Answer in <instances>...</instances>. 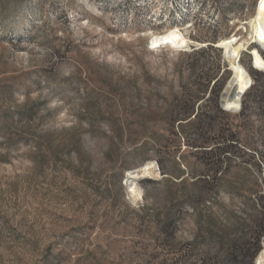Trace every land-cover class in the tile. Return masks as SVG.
I'll return each mask as SVG.
<instances>
[{
	"label": "rangeland",
	"instance_id": "obj_1",
	"mask_svg": "<svg viewBox=\"0 0 264 264\" xmlns=\"http://www.w3.org/2000/svg\"><path fill=\"white\" fill-rule=\"evenodd\" d=\"M135 1L0 0V264H232L263 190L264 74L242 52L255 90L224 111L209 45L250 41L258 0H197L179 25L208 45L188 51L147 48L167 6Z\"/></svg>",
	"mask_w": 264,
	"mask_h": 264
},
{
	"label": "bare ground",
	"instance_id": "obj_2",
	"mask_svg": "<svg viewBox=\"0 0 264 264\" xmlns=\"http://www.w3.org/2000/svg\"><path fill=\"white\" fill-rule=\"evenodd\" d=\"M177 3L180 4L181 2L179 3V1H177ZM191 7H195V5L193 4L188 6L187 3L188 10L186 9L183 12L184 14H187L186 17L178 13L172 23H170V18L174 17H169L171 16L172 7H167V12L164 13V15L169 18L163 19V16L161 19L169 22L170 26L161 33H148L147 48L150 50L168 48L176 51H188L192 48L195 50L200 49L195 47H207L206 45H208V43L203 44L193 41L190 37H188L187 29L180 28L179 24H181L185 19H191V15L195 13L194 9L189 12V8ZM247 25L249 29L248 33L250 35V41L240 35H231L209 45L223 51L224 58L229 66L228 70L232 74L231 79L228 81L227 86L221 94L220 101L221 107H223L226 111L229 110V112H239L241 110L242 98L251 88L253 82L248 71L240 63L241 53L249 50L248 53L251 57V67L258 71L264 70V57H262L256 48L248 49L250 45L255 44L264 54V37H262V34H264V7H262V0H258L255 7V14ZM154 168L155 166L148 164L140 170L128 173L126 185L128 186V195L132 200L142 199V190L138 188L135 182L140 178L151 176ZM255 264H264V251L258 255L255 260Z\"/></svg>",
	"mask_w": 264,
	"mask_h": 264
},
{
	"label": "trees",
	"instance_id": "obj_3",
	"mask_svg": "<svg viewBox=\"0 0 264 264\" xmlns=\"http://www.w3.org/2000/svg\"><path fill=\"white\" fill-rule=\"evenodd\" d=\"M261 89L263 90L262 100L264 101V83ZM253 90L255 89L251 86L249 91L252 92ZM248 96L247 94L244 97L247 98ZM244 110L245 102H242L240 110L241 115L244 114ZM231 139H233V135H231ZM231 143L230 146H227V149H235L234 141L231 140ZM261 150L260 152L248 151L250 154L248 155V161L255 163L254 166L257 171L263 173V179L260 182L263 190L254 196L253 207L255 209V214L251 215L248 221L243 224L240 228V237L232 240L228 248L231 253L230 257L232 264H241L246 261V259L247 261L245 264H251L253 257L260 251V242L264 238V138L262 139ZM254 157H256L257 161H254Z\"/></svg>",
	"mask_w": 264,
	"mask_h": 264
},
{
	"label": "built area",
	"instance_id": "obj_4",
	"mask_svg": "<svg viewBox=\"0 0 264 264\" xmlns=\"http://www.w3.org/2000/svg\"><path fill=\"white\" fill-rule=\"evenodd\" d=\"M139 1H141V0H136L135 2H139ZM184 2H185V4L186 3H190V2H192L194 5H196V7H192V9H194V10H197V7H198V4H197V0H183L180 4H178L177 3V5H176V0H174V1H172V0H164L163 1V3L161 2V4H162V6H164V7H172L171 9H172V12H171V16L172 17H177V14L179 13V14H181V13H183L184 12V10H186L187 9V7L184 5ZM187 5V4H186ZM188 10V9H187ZM196 13V12H195ZM162 16H165L163 13H162ZM170 17V16H169ZM169 17H163V19H165V18H169ZM177 19V18H176ZM258 47V46H257ZM256 47V49L259 51V53L262 55V57H264V54H262V51L260 50V48L258 47L257 48ZM258 71V70H257ZM259 72H261V73H263L264 74V70L263 71H259ZM252 85H253V82H252ZM224 111H226L223 107H221ZM240 112V111H239Z\"/></svg>",
	"mask_w": 264,
	"mask_h": 264
},
{
	"label": "snow or ice",
	"instance_id": "obj_5",
	"mask_svg": "<svg viewBox=\"0 0 264 264\" xmlns=\"http://www.w3.org/2000/svg\"><path fill=\"white\" fill-rule=\"evenodd\" d=\"M262 7H264V0H262ZM262 37H264V34H262Z\"/></svg>",
	"mask_w": 264,
	"mask_h": 264
},
{
	"label": "water",
	"instance_id": "obj_6",
	"mask_svg": "<svg viewBox=\"0 0 264 264\" xmlns=\"http://www.w3.org/2000/svg\"><path fill=\"white\" fill-rule=\"evenodd\" d=\"M262 247L264 248V240H263V243H262ZM254 264H255V261H254Z\"/></svg>",
	"mask_w": 264,
	"mask_h": 264
}]
</instances>
